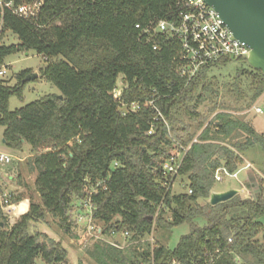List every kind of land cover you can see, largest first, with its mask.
Instances as JSON below:
<instances>
[{
	"label": "trees",
	"instance_id": "16d2710c",
	"mask_svg": "<svg viewBox=\"0 0 264 264\" xmlns=\"http://www.w3.org/2000/svg\"><path fill=\"white\" fill-rule=\"evenodd\" d=\"M1 1H42L43 6L35 21L5 12L0 68L12 55L36 51L46 61L42 76L63 98L46 96L12 112L9 101L23 97V80L31 73L18 74L15 87L0 81L5 145L16 151L30 148L28 169L36 173L41 198L10 229L0 223V264H69L68 251L46 234H30V225L50 215L71 235L73 200L83 202L93 188V219L103 225L104 236L128 233L139 242L157 228L190 227L172 250L148 244L125 251L99 242L89 252L97 264H264V193L255 199L237 195L216 206L208 202L218 169L235 173L246 165V151L260 147L264 153V133L219 107L220 83L212 70L233 61L204 68L187 84L175 68L180 45L157 36L160 49L153 51V43L141 41L136 28L174 19L177 1ZM8 31L18 37V45L3 43ZM120 76L122 100L139 105L126 116L113 97ZM246 79L244 85L238 75L223 87L249 101L250 108L264 95V75L254 69ZM183 119L204 128L197 138ZM235 134L244 141H234ZM181 147L188 151L177 179L188 180L191 195L163 187L162 164Z\"/></svg>",
	"mask_w": 264,
	"mask_h": 264
},
{
	"label": "rangeland",
	"instance_id": "374dc122",
	"mask_svg": "<svg viewBox=\"0 0 264 264\" xmlns=\"http://www.w3.org/2000/svg\"><path fill=\"white\" fill-rule=\"evenodd\" d=\"M3 43L7 46L18 45V37L11 31L5 34ZM46 66V61L43 56L39 55L36 51L20 52L16 55L8 57L5 61V65L0 70H6V74L0 76V81H4L11 87H15L19 84L17 75L22 72H30L29 75H38V78L25 82V88L23 90V97L20 99L17 96H13L9 101V109L14 112L31 103L41 100L42 98L50 95L60 96L59 90L52 84L47 82L42 76V70ZM212 75L219 80V107L227 108L235 118L242 119L247 123H250L252 127L258 133H264V114L254 115L248 113L252 108H248L249 101L237 96L235 92H229L224 89L223 84L233 83L238 75L243 77L244 85L247 82L246 77L254 71V69L244 59L236 60L233 62H227L226 64L220 63L217 68L212 70ZM28 75V76H29ZM26 76V78L28 77ZM25 78V79H26ZM23 80V82L25 81ZM123 78L119 77L118 86L123 87ZM258 102V101H257ZM260 106L264 111V99L260 101ZM203 111V107L200 108ZM213 115H210L211 120ZM183 123L189 130L190 136L197 138L203 131L198 124L189 122L187 119H183ZM190 125V126H187ZM4 131L5 128L0 126V152L7 153L13 157V163L8 166L0 165V173L8 176L9 180H12V176L16 171L21 173L15 176V184H20L19 190L6 187L18 200L20 204L19 212L7 219V227L10 229L20 219L19 214L21 211L23 214L29 211L30 205L33 203H41V198L36 190L35 180L36 173L31 172L28 169V162L31 157V150L28 146H24L22 150H12L4 144ZM188 139V136L185 137ZM245 137L241 134H235V140L244 141ZM244 159L246 163H249L253 168L243 171L238 179L226 177L223 182H216L213 186L212 193H224L232 190L239 191V197L242 199H255L261 193H264V153L260 147L252 148L244 153ZM2 177V176H1ZM1 180V179H0ZM183 184H189L187 179L178 178L173 188V193H184V189L181 187ZM17 200V199H16ZM209 202V200H208ZM202 204L205 202H201ZM25 205L26 209L22 210V206ZM80 201L73 200L72 206V234L67 235L59 226L57 219L47 216L45 222L33 223L30 225V234L43 233L50 239L59 242L67 251L69 255V264H97L91 257L89 252L93 250L94 245L103 242L113 246L119 247L121 250L127 251L128 249L136 248L142 250L147 247L148 244L152 248L155 246H164L169 249H174L180 239L190 232V227L187 224L174 228L171 231H165L162 229H155L150 237L144 238L139 242H132L131 238L123 234H119L116 237L104 236L99 239L95 233L90 234L87 230V221L79 222V216H85V212L80 209ZM168 217H171L170 213H167ZM77 221V222H76ZM264 223V219L262 220ZM200 226H204L205 222L199 220L197 222ZM97 228H103L100 223H95ZM37 264H44L41 260Z\"/></svg>",
	"mask_w": 264,
	"mask_h": 264
},
{
	"label": "built area",
	"instance_id": "2783aa9c",
	"mask_svg": "<svg viewBox=\"0 0 264 264\" xmlns=\"http://www.w3.org/2000/svg\"><path fill=\"white\" fill-rule=\"evenodd\" d=\"M176 1L177 12L174 19L151 23L144 28L137 25L136 28L141 31V41L146 44L153 43V51L160 49L155 40L157 36L171 38L180 45V55L176 60L175 68L178 75L187 84L201 70L218 62L225 60L236 61L239 59L247 60L250 48L244 42L234 37L218 13L206 3V0ZM42 6V1L15 5L13 2L4 3L0 0V34L3 30L5 12H10L24 21H35L41 13ZM6 73V70H0V76ZM123 87L118 86L113 92V97L119 103L120 113L126 116L130 113H136L139 105L136 103L131 105L125 104L122 100ZM263 99L264 95L252 106L248 113L262 116L264 111L260 106V101ZM153 105V102L149 103V106L153 107ZM155 110L158 113V117L163 119L159 110L156 108ZM149 134H152V130ZM187 151L188 149L181 147L180 151L162 164L163 187L167 192L172 191L175 187V182ZM12 163L13 157L11 155L0 152V165L8 166ZM115 166H118V164H115ZM251 168L253 166L249 163H246L244 167L235 173H230L227 169L220 168L215 173V181L223 182L226 177L238 179L243 171ZM181 187L189 195L193 194V190L189 185L183 184ZM96 193L97 188H93L87 192L85 200L81 202L85 216H79L78 220L79 222L87 221L88 232L90 234L95 233L99 239H102L104 237L102 228H97L93 219L96 207L92 196ZM20 204L15 200L14 195L0 182V223L7 222V219L15 216L19 212ZM158 212L156 217L159 215ZM21 215H24L22 211L19 216ZM124 235L129 236L128 233Z\"/></svg>",
	"mask_w": 264,
	"mask_h": 264
},
{
	"label": "water",
	"instance_id": "95a60500",
	"mask_svg": "<svg viewBox=\"0 0 264 264\" xmlns=\"http://www.w3.org/2000/svg\"><path fill=\"white\" fill-rule=\"evenodd\" d=\"M206 3L218 13L234 37L250 48L248 64L264 75V0H206ZM36 78V74L29 75L23 83ZM237 195V190L211 193L209 202L216 206Z\"/></svg>",
	"mask_w": 264,
	"mask_h": 264
},
{
	"label": "crops",
	"instance_id": "0c3cea01",
	"mask_svg": "<svg viewBox=\"0 0 264 264\" xmlns=\"http://www.w3.org/2000/svg\"><path fill=\"white\" fill-rule=\"evenodd\" d=\"M18 171L15 172V174L12 176V180H9L8 176L0 173V182L2 184H5L7 187L14 188V190H19L21 188L20 184H15L14 178L17 175H20ZM2 176V177H1Z\"/></svg>",
	"mask_w": 264,
	"mask_h": 264
},
{
	"label": "bare ground",
	"instance_id": "6f19581e",
	"mask_svg": "<svg viewBox=\"0 0 264 264\" xmlns=\"http://www.w3.org/2000/svg\"><path fill=\"white\" fill-rule=\"evenodd\" d=\"M25 209H26V206H25V205H23V206H22V210H25Z\"/></svg>",
	"mask_w": 264,
	"mask_h": 264
}]
</instances>
